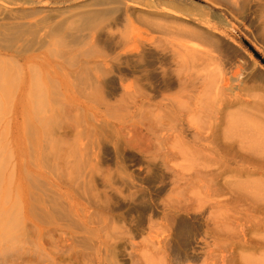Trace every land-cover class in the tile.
Returning <instances> with one entry per match:
<instances>
[{"label": "rangeland", "instance_id": "1", "mask_svg": "<svg viewBox=\"0 0 264 264\" xmlns=\"http://www.w3.org/2000/svg\"><path fill=\"white\" fill-rule=\"evenodd\" d=\"M246 112L264 0H0V264H264Z\"/></svg>", "mask_w": 264, "mask_h": 264}, {"label": "bare ground", "instance_id": "2", "mask_svg": "<svg viewBox=\"0 0 264 264\" xmlns=\"http://www.w3.org/2000/svg\"><path fill=\"white\" fill-rule=\"evenodd\" d=\"M218 18V17H217ZM219 19V18H218ZM220 20V19H219ZM184 47V46H183ZM187 47V46H186ZM188 48V47H187ZM194 48V47H193ZM192 49V48H191ZM190 54V53H189ZM194 54V53H193ZM197 54V51H196V53L194 54V55H196ZM198 55V54H197ZM200 56V55H199ZM198 56V57H199ZM202 57H204V55H201ZM196 58V57H194V56H192L191 55V58L189 57V56H187V59L189 58V60L191 59V61H192V63L193 62H195V60H197V59H199V58ZM211 58V57H210ZM186 59V58H185ZM200 59H201V57H200ZM214 59V58H213ZM213 59H210L211 61L213 60ZM215 60V59H214ZM210 61V62H211ZM204 62H206V60L204 59ZM207 62H208V60H207ZM214 70V69H213ZM212 72V71H211ZM213 73H215L214 74V76H212V78L214 77V80H217L218 78V76L220 75L219 73H217V70H215V72H213ZM212 74V73H211ZM219 74V75H218ZM222 74V73H221ZM218 75V76H217ZM210 77V76H209ZM222 76L220 75V77L219 78H221ZM211 78V77H210ZM211 78V79H212ZM216 78V79H215ZM224 78V77H223ZM221 79H219V80H217L218 82L220 81ZM230 79H228V81H229ZM227 81V82H228ZM221 82V81H220ZM223 82V81H222ZM213 83V82H212ZM229 83H230V81H229ZM225 84H226V82H225ZM224 84V85H225ZM232 84V83H231ZM232 87H233V84H232ZM216 89V88H215ZM231 89V88H230ZM229 89V90H230ZM234 89L235 90H237L236 89V87L234 86ZM217 92V91H216ZM230 93V92H229ZM235 93V91L233 90L232 91V96H233V94ZM237 104V105H236ZM249 105V103H248V101H241L238 97H236V99H235V101H233V102H231V105H236V106H243V105ZM247 105V106H248ZM245 108V107H244ZM246 109H248V108H246ZM245 109V110H246ZM243 111V110H242ZM241 111V114L243 113ZM251 112V111H250ZM258 113V112H257ZM264 113V112H263ZM240 114V115H241ZM243 115V114H242ZM249 115H252V114H249ZM248 114H247V112L245 113V116H244V119H245V122L246 121H255V120H258L259 118L257 117V116H255V118L253 117V120H251L252 119V116H249ZM248 116V117H247ZM257 117V118H256ZM248 118V119H247ZM264 118V117H263ZM237 119V118H236ZM244 119H242V120H244ZM238 120V119H237ZM260 122H264V121H262V118L260 117ZM264 120V119H263ZM240 121V120H239ZM233 122V121H232ZM238 122V121H237ZM253 123V122H252ZM257 123V122H256ZM255 124V123H254ZM236 129V128H235ZM246 130V129H245ZM248 131V130H247ZM255 132H253L252 134H254V138L253 139H255L254 141H253V144H251V143H249V142H246V141H244V136H243V141H241V145L239 146L240 148H239V150H237V154L238 155H240V157H241V160H242V162H241V170L240 171H236L235 169H233V168H227V166L225 167V170H224V172L223 173H225V174H235L234 176H237V177H239L238 176V173H240L241 174V176L243 177H245L246 179H249V178H252V177H255V176H257V175H261L262 173L264 174V168H262L263 166H264V148L263 147H261L262 146V143H264V132H262V133H260V131L258 130V131H256V130H254ZM249 132H250V130H249ZM242 133H244V132H242ZM245 134V133H244ZM248 134V133H247ZM252 134H250V138H251V136H252ZM253 137V136H252ZM248 138V137H247ZM249 138V139H250ZM251 140V139H250ZM226 148H228L229 150H231V152L233 151V148H231L230 146L229 147H226ZM229 153V152H228ZM230 155H231V153H229ZM232 154H233V152H232ZM243 161H245V162H243ZM264 177V176H263ZM262 178V177H261ZM256 179V178H255ZM263 179V178H262ZM258 180L259 179H257V181L256 180H254V181H256L257 183H259L258 184V187H259V185L261 186V181L260 182H258ZM261 180V179H260ZM253 181V180H252ZM254 181H253V183H254ZM249 183H252V182H250V181H248ZM247 181L246 182H244V184L246 185L247 183H248ZM263 182V181H262ZM242 183V182H241ZM249 183H248V185H246V187L247 186H249ZM252 183V184H253ZM244 184H242V185H244ZM241 185V186H242ZM251 186V185H250ZM252 186H256L257 187V184L255 185V184H253ZM262 187V186H261ZM238 189L239 190H241L242 191V189H243V186H242V189L241 188H239V186H238ZM252 189V188H251ZM251 189H250V191H251ZM244 190H248V189H244ZM252 190H254V189H252ZM259 190H261V188L259 189ZM255 191V190H254ZM255 192H259V191H255ZM264 193V192H263ZM253 194H255V193H253ZM261 198V197H260ZM256 200H257V198H256ZM253 201V200H252ZM259 203V202H258ZM2 222V221H1ZM5 228V227H4ZM4 230V229H3ZM6 230V229H5ZM5 250V249H4Z\"/></svg>", "mask_w": 264, "mask_h": 264}]
</instances>
